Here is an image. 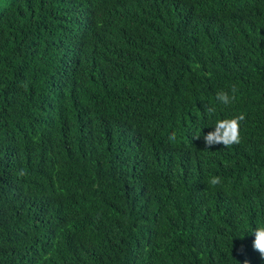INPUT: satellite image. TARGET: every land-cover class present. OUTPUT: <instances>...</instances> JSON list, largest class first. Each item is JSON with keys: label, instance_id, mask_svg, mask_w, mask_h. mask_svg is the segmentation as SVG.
I'll use <instances>...</instances> for the list:
<instances>
[{"label": "trees", "instance_id": "obj_1", "mask_svg": "<svg viewBox=\"0 0 264 264\" xmlns=\"http://www.w3.org/2000/svg\"><path fill=\"white\" fill-rule=\"evenodd\" d=\"M260 225L264 0H0V264H264Z\"/></svg>", "mask_w": 264, "mask_h": 264}, {"label": "clouds", "instance_id": "obj_2", "mask_svg": "<svg viewBox=\"0 0 264 264\" xmlns=\"http://www.w3.org/2000/svg\"><path fill=\"white\" fill-rule=\"evenodd\" d=\"M237 88L233 86L232 95L228 92H218L216 94L217 100L223 105H229L235 100V93ZM205 111L211 115L215 112L214 107L206 108ZM245 119L244 114L237 115L231 119H218L214 125L215 131L208 133L204 136L206 146L209 148L214 144H223L225 147H230L233 144H239L241 140L240 125L241 121ZM200 136H197L198 139ZM176 134L172 133L169 137L170 140H175ZM21 176L25 173L21 171ZM209 183L211 185H218L221 183V177L213 176ZM255 236L253 247L259 252L262 259H264V225H260L252 232Z\"/></svg>", "mask_w": 264, "mask_h": 264}]
</instances>
